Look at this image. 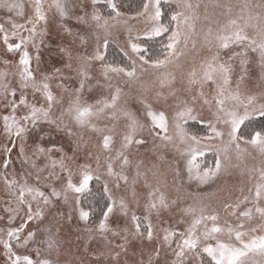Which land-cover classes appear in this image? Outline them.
I'll list each match as a JSON object with an SVG mask.
<instances>
[{
    "label": "snow or ice",
    "instance_id": "6c2138e0",
    "mask_svg": "<svg viewBox=\"0 0 264 264\" xmlns=\"http://www.w3.org/2000/svg\"><path fill=\"white\" fill-rule=\"evenodd\" d=\"M0 264H264V0H0Z\"/></svg>",
    "mask_w": 264,
    "mask_h": 264
},
{
    "label": "trees",
    "instance_id": "16d2710c",
    "mask_svg": "<svg viewBox=\"0 0 264 264\" xmlns=\"http://www.w3.org/2000/svg\"><path fill=\"white\" fill-rule=\"evenodd\" d=\"M123 2L126 3V4H127V3H135L136 0H123Z\"/></svg>",
    "mask_w": 264,
    "mask_h": 264
},
{
    "label": "rangeland",
    "instance_id": "374dc122",
    "mask_svg": "<svg viewBox=\"0 0 264 264\" xmlns=\"http://www.w3.org/2000/svg\"><path fill=\"white\" fill-rule=\"evenodd\" d=\"M209 159H211V157L209 156Z\"/></svg>",
    "mask_w": 264,
    "mask_h": 264
}]
</instances>
